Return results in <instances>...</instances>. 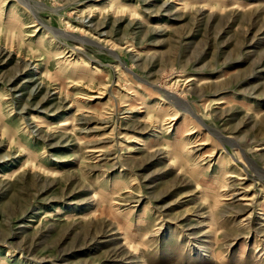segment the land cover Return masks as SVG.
<instances>
[{"label":"rangeland","instance_id":"rangeland-1","mask_svg":"<svg viewBox=\"0 0 264 264\" xmlns=\"http://www.w3.org/2000/svg\"><path fill=\"white\" fill-rule=\"evenodd\" d=\"M0 264H264V0H0Z\"/></svg>","mask_w":264,"mask_h":264},{"label":"bare ground","instance_id":"bare-ground-1","mask_svg":"<svg viewBox=\"0 0 264 264\" xmlns=\"http://www.w3.org/2000/svg\"><path fill=\"white\" fill-rule=\"evenodd\" d=\"M188 109V108H187ZM189 112H191V111H189ZM199 119V118H198ZM200 121V120H199Z\"/></svg>","mask_w":264,"mask_h":264}]
</instances>
